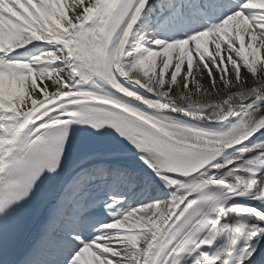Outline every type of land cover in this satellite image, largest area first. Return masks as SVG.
Returning <instances> with one entry per match:
<instances>
[{
  "label": "snow or ice",
  "instance_id": "1",
  "mask_svg": "<svg viewBox=\"0 0 264 264\" xmlns=\"http://www.w3.org/2000/svg\"><path fill=\"white\" fill-rule=\"evenodd\" d=\"M262 52L264 0H0V264H264Z\"/></svg>",
  "mask_w": 264,
  "mask_h": 264
},
{
  "label": "bare ground",
  "instance_id": "2",
  "mask_svg": "<svg viewBox=\"0 0 264 264\" xmlns=\"http://www.w3.org/2000/svg\"><path fill=\"white\" fill-rule=\"evenodd\" d=\"M210 48H211V46H210ZM261 55H264V52H262ZM158 71H159V69H158ZM195 73H196V69H195V65H194V75H195ZM183 76H184V73L182 72V73H181V76L178 77V82H179L180 80L183 79ZM249 79H250V77H249ZM201 82H202L206 87H209V88H210L209 80H208V77H207L206 74L204 75L203 80H202ZM189 90H190V91H193V92L195 91V84L192 83L191 80H190V83H189ZM174 91H175V89H174Z\"/></svg>",
  "mask_w": 264,
  "mask_h": 264
}]
</instances>
